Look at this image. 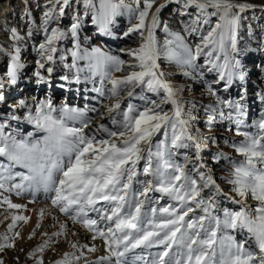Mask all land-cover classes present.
Segmentation results:
<instances>
[{"label": "snow or ice", "instance_id": "1", "mask_svg": "<svg viewBox=\"0 0 264 264\" xmlns=\"http://www.w3.org/2000/svg\"><path fill=\"white\" fill-rule=\"evenodd\" d=\"M50 3L52 7L43 13L46 42L39 45L42 59L54 61L58 50L56 43L70 37L74 41L71 52L74 61H89L88 67L93 77H100L101 87H94L92 91L113 103L111 106L104 105V112L88 106L82 110L61 106L58 117L52 115L57 109L50 100L42 103L35 115L29 111L24 117L28 123L46 133L42 141L33 143H29L27 138L17 139L18 132L6 135V122L0 123V157L7 161L0 163V205L6 204L8 209L25 207L12 203L4 193H14L16 196L30 193L33 197L40 189L53 193V208L73 224H79L92 233L93 240L103 242L106 254L95 261L84 257L85 264H264V116L248 125L243 119L246 109L240 101L221 98L209 89L215 101L204 106L208 116L207 126L211 128L217 116L221 120L236 117V135L244 138L233 144L243 159L233 162L226 179V183L232 187L230 192H225L213 179L210 170L200 171L205 167L200 155L204 144L201 130H192L197 104L182 99L184 88L173 86L158 63L163 57L182 68L195 69L194 61L211 46L207 56L211 57L215 51L224 54L220 67L227 71L221 72L220 79L227 77V91L233 82L231 69L240 66L239 60H230L226 50L227 46L232 52H237L239 14L232 10L244 12L254 5L237 4L232 0H167V3L181 5L182 9L197 10L195 19L183 22L189 33L197 32L198 25L209 23V16L218 15L220 22L202 37V44L193 49L182 36L171 32L167 23L161 24L159 13L166 5L157 8L148 22L155 0H144L142 9L139 7L140 0H132V4L126 0H75L76 4L83 5L86 12H91L92 23L108 37L115 38L112 26L118 16L126 13L135 18L136 22L130 21V26L120 38L138 33L142 43L137 48L121 49L132 59V63L128 64V73L117 78L112 76V70L122 71L126 61L99 47L81 52L79 31L83 24L78 12H73L66 30L49 28L52 22L66 15V8L74 7L73 0H50ZM209 8L214 11L209 13ZM181 15L189 14L182 11ZM157 28H162L172 39H166L160 45L155 34ZM13 39H19L15 29ZM12 61L8 76L10 83L16 84V71L20 65L16 56L12 57ZM38 63L41 69L45 67L44 63ZM70 67H76L75 63ZM46 71L51 74L53 69L49 67ZM35 75L38 82H45L40 72ZM183 75L191 77V72L184 71ZM238 78L243 81V73ZM62 79L69 78L65 76ZM105 81L111 85L107 91L103 87ZM76 82H79V77ZM3 87V82H0V88ZM148 93L158 99L153 100ZM123 97L138 98L142 105L128 102L122 107ZM4 99L0 95V101ZM185 103L191 106L185 109ZM165 104L172 106L171 115L164 109ZM20 106L25 107L23 104ZM225 107L230 111L225 113ZM89 112L98 113L100 119L107 116L113 127L101 124L96 131L88 134L85 129L92 123ZM7 119L20 121L21 117L12 113ZM67 120L79 122L80 127L68 126ZM245 127H254L257 131H243ZM156 135L163 138L153 142ZM189 148L195 150V160L191 161L185 154V164L178 163L175 159L178 150ZM221 158L220 154L214 157L216 160ZM188 162L193 165L191 169L186 167ZM16 167L26 169L27 174L15 172ZM204 189H209L206 196L201 195ZM153 192L169 197L176 204L160 208L151 206L159 199L149 195ZM221 195L232 203L240 204V209H220L216 198ZM249 198L256 201L255 206L247 204ZM195 209L203 214L190 217L189 214ZM89 212L96 213V218H91ZM221 212L222 216L219 214ZM39 215L42 219L44 211L41 210ZM18 221L27 223L28 217L13 216L8 232L13 231ZM36 227L39 228L40 224L37 223ZM227 229L240 230L247 235L237 240L233 235L222 234V230ZM66 232L67 225L61 224L60 231L52 235L61 236ZM18 236L19 233L11 237L0 235V252L14 247L12 241ZM48 246L49 241L45 240L29 256L35 258ZM71 247L77 251L86 248L89 253L98 250L96 246L77 243H72ZM151 248L162 250L148 254L151 259L143 254L129 255L136 249L147 252ZM81 257L82 251L80 256H76L75 252L65 253L55 264H78ZM0 264H4L3 259H0ZM36 264H43V261L37 259Z\"/></svg>", "mask_w": 264, "mask_h": 264}, {"label": "rangeland", "instance_id": "2", "mask_svg": "<svg viewBox=\"0 0 264 264\" xmlns=\"http://www.w3.org/2000/svg\"><path fill=\"white\" fill-rule=\"evenodd\" d=\"M96 2H98V0H96ZM126 2L132 4V0H126ZM73 5L74 7L66 8V15L62 19L52 22L49 25V28H61L66 30L70 26L73 12H78L82 18L83 24L79 31L81 52L85 50L91 51L92 48L99 47L102 50L109 52L111 55L119 56L122 60L126 61V64L124 69L120 72H116L113 69L112 76L117 78L125 76L130 70L128 69V64L132 63V59L126 55L125 51H121V49L127 50L137 48L140 43H142V38L138 33H132L126 38L120 37H122V34L130 26V21L131 23L136 22L135 18L130 17L126 13L118 16L115 24L112 26L115 38L108 37L100 33L97 26L92 23L90 11L86 12L83 5L76 4L75 0H73ZM161 5H166L159 13L161 24L163 25L164 23H167L171 32L178 33L182 36L184 42L193 49H195L196 45L202 44V37L206 36L207 33L220 22L218 15H211L208 17L209 23L200 24L197 26L199 28L197 32L189 33L185 30L183 22L195 19L197 10L195 8L182 9L181 5L167 3V0H155L152 9L149 11L148 19H151L152 15L156 12L157 8L161 7ZM50 7H52L50 0H0V82H3L4 84V87L0 88V95L5 97L4 101H0V122H11L9 119H4L2 114L7 115L10 111H13L22 99L26 100L29 97H33L32 91L35 92L36 90H38V93H35L34 101L26 110L27 112L24 111L22 116H20L22 119L29 114V111H31L32 115H35L37 107L49 100L53 105L62 101L61 106L66 105L81 110L84 109L85 106L95 107L101 112L106 111L104 105L111 106L113 103V101L105 100L96 92L92 91L94 87H101L100 77H93L92 71L88 67L89 61H74L71 55V52L74 50V41L70 37L56 43L55 46L58 50L55 53L54 61L49 62L46 59H42L39 52V45L46 42V34L43 30L42 23L44 19L43 13ZM133 7H135L134 4ZM139 7L141 9L144 7V0H140ZM253 8L252 10L238 13L239 22L236 32L237 52H232L230 47L226 46L230 60H239L240 66L231 69L234 75L230 87L233 85V89L229 88L227 92H230L227 93L225 97L220 95L222 90L226 87L227 79L226 76L224 80L220 79L221 72L227 71L220 67L224 62V54L215 51L211 57L207 56L206 53L210 50L211 46L210 48L204 49V52L194 61V64L196 65L195 69L182 68L174 61H169L163 57L158 60L161 70L165 73V78L173 86L184 88V91L181 93L182 99L186 102L194 101L197 104L198 110L194 113L196 119L192 121V130L194 131L196 128L201 130V138L204 144L200 155L202 158L201 162L204 163L205 167L200 169V171L208 172L210 170L213 179L225 192H230L232 187L230 184L226 183V179L229 177V173L232 170L233 162H238L243 159V157L235 151L233 144L241 142L244 138L236 135V117H233L232 119L224 118L221 120L219 116H217L216 122L211 128H209L206 124L208 116L204 110V106L213 104L215 101L214 97V101L210 102L209 89H212L216 91L217 95L221 98L238 100L245 106L246 116L243 117V119L246 124L251 125L253 121H257L264 116V99H262V97H264V6L255 5ZM57 9H59V5H57ZM182 11L189 15H181ZM207 11L211 13L214 10L209 8ZM13 29L16 30L19 39H13ZM155 34L160 45H163L166 39H172L171 36L165 34L162 28H157ZM172 47H174V45ZM13 56L17 57L18 64L20 65L19 69L16 71V84H11L8 76V72L13 64ZM61 56L64 57L63 60L60 59ZM217 57L219 58L217 59ZM38 62L44 63L45 67L41 69ZM73 63H75L76 67H70ZM213 65L216 66L214 67ZM49 67L53 69L51 74L46 71ZM184 71L191 72V77L184 76ZM36 72H40L45 78V81H47V79H54V85L56 88L49 91V89H51L50 82L49 86H41L44 84L43 82H38V77L35 75ZM240 73H243L244 75L243 81L238 78ZM65 76L69 79H62V77ZM77 77H79V82L81 81L80 83L76 82ZM28 81L32 83V88L29 93L27 91L21 92L20 94L8 92L10 96L6 97V90H10L18 84H22L21 86L27 85ZM67 86L69 88L68 90H66ZM83 87L87 90L86 94ZM103 87L105 91H107L111 85L105 81ZM137 91H139V89H137ZM148 95L153 100L158 99L151 93H148ZM241 97H243V99H241ZM128 102L138 106L142 105V101L138 98L133 99L130 97H123L121 99L122 107ZM184 106L185 109H187L191 105L190 103H185ZM163 107L169 112V115L172 114V106L170 104H165ZM223 111L227 113L230 109L225 107ZM52 115L58 117L60 113L57 111ZM96 115H98V113H88L89 117ZM20 121H18V123ZM100 122L109 128L113 127L107 116L101 119ZM100 122L91 124V126H89L88 129H85V131L88 134L96 131ZM66 123L70 127H80L79 122L67 120ZM30 128L31 130H25L20 135H17L16 138H27L29 143L42 141L46 133L36 128L34 125ZM243 131L255 133L257 130L254 127H245ZM162 138L161 135H156L153 137V142L161 140ZM178 152L179 154L175 157L178 163L185 164V154L191 158V161L195 160V150L192 148L179 149ZM217 154H220L222 158L219 160L214 159ZM0 163H7V161L3 157H0ZM142 166L143 161L140 163V167ZM192 166L191 162L186 164L188 169H191ZM14 171L27 174V170L20 167L14 168ZM193 175L195 176L194 173ZM141 178L143 179V177ZM196 178L198 179V177ZM13 182H18V180ZM208 192L209 189H204L201 195L206 196ZM230 194L235 196L234 193ZM4 195L8 196L11 202L19 203V205L22 204L25 207L12 211L2 210L0 212V235L7 234L11 237L14 233L20 234V232L25 229L23 226L26 223L22 221L23 224L21 223L18 227L15 226L12 232H8V225L11 224L9 220L12 219L11 215L15 214L28 217L27 222H32L33 225V229L30 233H37V229L42 227V222L38 219V214L41 210L44 211L45 216H47L49 220L51 219L50 225L53 233L60 231L57 229L60 228L62 219H65V216L56 208L52 207L51 196L54 195L53 193H45L40 189L35 193V197L30 193H25L22 196H16L14 193H4ZM38 195H42V198H38ZM149 195L153 198H159L158 202L151 205L153 207L160 208L168 206L169 204H176L174 200L167 196L162 197L160 193L153 192ZM216 199L220 209H240V204L232 203L222 195L217 196ZM235 199L238 200L239 197H235ZM247 202H250L248 204L249 206H255L254 202L256 201L249 198ZM1 206L2 205H0V207ZM53 213L54 216L52 215ZM202 214L203 213L199 209H195L193 213L189 214V216L194 217ZM219 214L222 216V212ZM96 215L97 214L94 213L93 218H96ZM52 216L53 218H51ZM89 216L92 217V214H89ZM160 218L163 219L164 217ZM186 219H188V217H186ZM37 223L40 224L39 228L36 227ZM33 233L30 236H33ZM222 234L233 235L237 240H241L247 235L246 232L241 233L240 230L231 229L222 230ZM18 237L12 241L14 247L7 248L3 252H0V259H3L4 264H29V262L24 261L21 256L23 255L22 253H24L23 244L21 243L19 245L20 247L15 245V241ZM58 238L61 240V243L65 241L64 243L67 244V246H65L68 251L67 253L75 252L76 256H80V252H83V257L79 259L78 264H85L84 257L89 261H92L94 258V255H92L93 253H89L86 248H81L80 251H77L71 247L72 243L89 245L87 239L84 243H78L74 237H71L68 234V231L65 235H61ZM29 240V238L25 237L23 243L26 245V242H29ZM55 246H57V244H55L54 247ZM160 250L162 249L151 248L148 249L147 252H142L141 249H136L133 253H129V255L155 254ZM13 251H17L15 252V255H17L15 258L9 256L10 252L13 253ZM148 259H151V255H148ZM58 260L59 257L53 260V264ZM137 264H141V262H137Z\"/></svg>", "mask_w": 264, "mask_h": 264}, {"label": "bare ground", "instance_id": "3", "mask_svg": "<svg viewBox=\"0 0 264 264\" xmlns=\"http://www.w3.org/2000/svg\"><path fill=\"white\" fill-rule=\"evenodd\" d=\"M232 2L237 3V4L246 3V4H251V5H254V6L255 5L264 6V0H258V1H255V0H232ZM252 8L246 9L245 11L252 10ZM210 9H212V8H210ZM232 11L240 13L238 9H233ZM150 21H151V19L149 18L148 22H150ZM17 62H18V60H17ZM25 79H26V76H25ZM49 82H50V86H51V89H49V91H52V90H54L56 88V86L54 85L55 84V80L54 79H47V81L43 82L44 85H41V86H46V85L49 86ZM80 82H78V83H80ZM21 85L22 84H18L17 86L12 87L10 90H6V97L10 96L9 93L20 94L21 92H26L27 91L29 93L31 91L32 83L30 81H28L27 85H24L25 87L21 86ZM229 88L233 89V85H232V87H227V91L229 90ZM68 89L69 88L67 86L66 90H68ZM76 89H77V86H76ZM227 91H225V88H224V90H222V93H220V95H223L225 97V95L230 92V91L229 92H227ZM84 92H85V94L87 93L86 88H84ZM32 93H33V97H31V98L29 97L26 100L22 99L21 101H19V105H17V107L13 111H10L7 115H3L2 114V117L4 119H7V117L10 114H12V113H15L17 116H22L24 111H26L28 109V107L33 103L34 95H35V93H38V90H36L35 92L32 91ZM209 96H210V102H213L214 101V97L211 94H209ZM21 104L25 105V107H21L20 106ZM61 105H62V101L56 103V105H53V106L57 109V111H59ZM91 118H92V123L91 124L99 123L100 120H101L98 115L92 116ZM10 121L11 122L5 121L6 122V127L4 128V133L6 135L9 134V133H12L13 135H15L17 132L20 135L25 130H31L30 127L33 126L31 123H28L27 121H25V119H22V118H21V121L19 123L16 120H10ZM0 123H3V122H0ZM91 124H90V126H91ZM101 124L102 123L100 122V125ZM38 198H42V195H38ZM249 203L250 202H247V204H249ZM254 203H255L254 205H256V202H254ZM14 204H19V203H14ZM20 205H22V204H20ZM39 207H41V206H39ZM146 208H147V205H146ZM2 210L12 211V210H15V209H8L7 205L4 204V205H2L0 207V212ZM39 214H40V212H39ZM39 214H38V219L42 222V227L37 229V233H35L33 236H30L33 233V232L30 233L31 230L33 229L32 222H27L26 224H24V226L22 225L23 228H25V229H23L24 231L22 230L20 232V234H19L20 236L15 241V245L19 246L21 243L23 244L24 253H22L23 255H21V256H22V259L24 261H26V262H29V264H36V260L37 259L43 260V264H53V260H55L57 257H59V260H61L64 257V254L68 252L67 248L65 247V246H67V244L64 243L65 241L63 243H61V240L58 238L59 236H53L52 235L53 231H52L51 225H50L51 224V219L49 220V218L47 216H45V213H44L43 218L41 219ZM89 214H92L91 218H93L94 212H89ZM15 215H17V214H15ZM15 215H11V218L13 216H15ZM52 215L54 216V213ZM53 216L51 218H53ZM9 222L12 223V219L9 220ZM21 223H22V221H18L16 223V227L20 226ZM61 223L67 225L68 234L71 237H74V239L77 240L78 243L79 242H81V243L83 242L84 243L85 241L88 240L89 241V245L87 244L88 246H96L97 247L98 250L92 254V255H94V258L92 259V261H95L99 257H101V256L106 254L102 240H100V239L93 240L91 238L92 237V233H89L88 231L83 229L79 224H73V222L68 220L66 217H65V219L64 218L62 219ZM57 230H60V228L57 229ZM45 233H47V235ZM25 237H27V238L32 237L29 240V242H26V245L23 243V239L25 240ZM45 240L49 241V246L44 250L43 253H37L35 258H31L29 256V254L31 252H33V250L35 248H37L39 245H41ZM55 244H57V246L54 247ZM21 249H22V247H21ZM15 252H17V251H13V253L10 252L9 256H12V257L15 258L17 256V255H15L16 254ZM0 255H1V253H0Z\"/></svg>", "mask_w": 264, "mask_h": 264}]
</instances>
